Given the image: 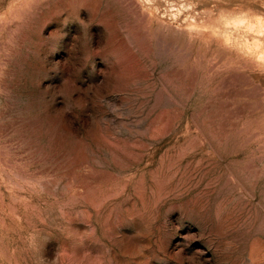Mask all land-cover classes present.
<instances>
[{"label":"rangeland","instance_id":"rangeland-1","mask_svg":"<svg viewBox=\"0 0 264 264\" xmlns=\"http://www.w3.org/2000/svg\"><path fill=\"white\" fill-rule=\"evenodd\" d=\"M256 17L0 0V264H264Z\"/></svg>","mask_w":264,"mask_h":264},{"label":"bare ground","instance_id":"bare-ground-1","mask_svg":"<svg viewBox=\"0 0 264 264\" xmlns=\"http://www.w3.org/2000/svg\"><path fill=\"white\" fill-rule=\"evenodd\" d=\"M234 22L240 24L244 22V19L243 18L235 19ZM246 25L248 29H253L256 26L262 28L264 27V19L256 17L254 20H248ZM255 45L258 46L257 43H255Z\"/></svg>","mask_w":264,"mask_h":264}]
</instances>
